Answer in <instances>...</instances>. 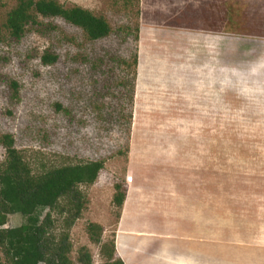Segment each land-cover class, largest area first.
Returning a JSON list of instances; mask_svg holds the SVG:
<instances>
[{
	"label": "rangeland",
	"instance_id": "rangeland-1",
	"mask_svg": "<svg viewBox=\"0 0 264 264\" xmlns=\"http://www.w3.org/2000/svg\"><path fill=\"white\" fill-rule=\"evenodd\" d=\"M61 2L105 17L113 32L93 42L55 18L44 22L56 30L18 42L3 27L17 0H0V135L37 168L106 163L83 188L76 264L82 248L105 264L88 228L117 240L112 201L125 180L132 227L181 233L191 207L216 236L217 264H264V0ZM48 52L56 64H44ZM6 156L0 144V167ZM25 223L11 215L5 228Z\"/></svg>",
	"mask_w": 264,
	"mask_h": 264
},
{
	"label": "trees",
	"instance_id": "trees-1",
	"mask_svg": "<svg viewBox=\"0 0 264 264\" xmlns=\"http://www.w3.org/2000/svg\"><path fill=\"white\" fill-rule=\"evenodd\" d=\"M131 3V0H130ZM2 4H0V18ZM63 19L84 31L90 41L108 38L110 22L103 16L79 6L66 7L61 0H17L7 13L3 27L8 37L21 41L27 33L45 34V29L56 30L44 20ZM140 30L138 26L137 40ZM3 40H0V44ZM58 56L48 52L45 65H54ZM136 70L139 66L135 59ZM135 75L138 72L135 71ZM18 93V85L13 84ZM0 144L6 149V160L0 167V264H76L71 231L82 218L88 206L84 187L94 186L106 167L104 161L48 166L40 161L35 167L25 152L16 147L12 134L0 135ZM128 198V183L115 185L113 205L120 222ZM22 215L26 223L18 228H5L11 215ZM91 241L101 246L105 264H125L116 257V241L103 242L104 228L90 224ZM78 264H94L87 248L78 253Z\"/></svg>",
	"mask_w": 264,
	"mask_h": 264
},
{
	"label": "crops",
	"instance_id": "crops-1",
	"mask_svg": "<svg viewBox=\"0 0 264 264\" xmlns=\"http://www.w3.org/2000/svg\"><path fill=\"white\" fill-rule=\"evenodd\" d=\"M142 65L141 62V68ZM126 205L127 201L116 240V256L125 264H217L216 236L211 229L202 231L199 228L191 207L184 214L187 227H182L181 233L174 234L142 230L141 224V228L132 227L130 223L133 219L127 221L124 217ZM138 217L139 214L135 213L134 220Z\"/></svg>",
	"mask_w": 264,
	"mask_h": 264
}]
</instances>
